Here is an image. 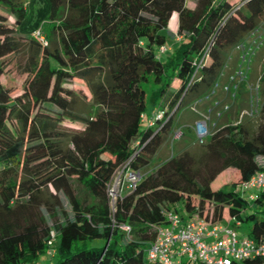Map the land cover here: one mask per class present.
<instances>
[{
  "label": "trees",
  "instance_id": "1",
  "mask_svg": "<svg viewBox=\"0 0 264 264\" xmlns=\"http://www.w3.org/2000/svg\"><path fill=\"white\" fill-rule=\"evenodd\" d=\"M185 1L0 0V76L6 56L24 46L28 53L22 93L11 97L0 82V264H34L52 231V264H158L146 250L168 210L235 229L246 224L247 237H264V188L252 190L250 203L239 189L264 169L257 161L264 158V71L260 122L233 124L246 106L240 85L204 144L186 127L191 141L146 170L170 142L176 114L219 79L237 43L264 31V0H191L193 8ZM74 78L89 100L61 87ZM153 110L163 116L149 126ZM63 120L83 128L67 129ZM119 169L144 172L111 210L108 189ZM227 169L238 180L212 188Z\"/></svg>",
  "mask_w": 264,
  "mask_h": 264
},
{
  "label": "built area",
  "instance_id": "2",
  "mask_svg": "<svg viewBox=\"0 0 264 264\" xmlns=\"http://www.w3.org/2000/svg\"><path fill=\"white\" fill-rule=\"evenodd\" d=\"M34 34L46 45L39 30ZM261 47H264V31L257 27L234 46L233 51L237 53V58L233 70L227 74L225 81L220 79L221 72L219 79L209 87L206 93L189 105V109L197 118L192 125H185V127L189 128L196 144H204L214 132L223 114L230 109L240 85L246 92V106L239 112L233 124L240 123L246 117L253 118L259 113L261 74L251 82L246 78V72L249 70V62ZM164 51H166L165 46L158 48L159 53ZM226 66L227 61L224 67ZM162 116L161 111L153 110L148 125L151 126L154 120H159ZM182 134L181 128L173 131L170 143L179 140ZM140 179V171H126L121 187L130 192ZM259 188H264V169L254 173L239 187L241 191ZM165 218L166 223L156 227L155 237L148 243L146 259L150 262L158 264H233L245 259L260 258L261 264H264V237L256 241L245 235L239 236L236 229L230 225V221H204L197 216L183 218L173 210L166 211ZM122 228L128 232L126 226ZM53 238L54 232L52 231L51 238L47 242L49 255L53 253L50 248Z\"/></svg>",
  "mask_w": 264,
  "mask_h": 264
},
{
  "label": "rangeland",
  "instance_id": "3",
  "mask_svg": "<svg viewBox=\"0 0 264 264\" xmlns=\"http://www.w3.org/2000/svg\"><path fill=\"white\" fill-rule=\"evenodd\" d=\"M189 2H191V0H186L185 4L187 5L189 4ZM173 21H175V24H173ZM8 23L10 25L13 23V19L11 17H8ZM175 28H176V20H175V15L173 14L169 22V29L170 31H174ZM41 35L43 36L42 32ZM27 55L28 53L26 51V47L24 46L20 52L10 54L3 59L5 68L3 74L0 76V82L5 88H9L12 91L11 97H17L22 93V85L27 76V74L23 72V68L27 60ZM234 57L236 61L237 53L235 51L232 52L231 58L227 59V66L222 69V76L220 77L221 81H225L227 74H229L233 70L232 68L233 65L231 67V61H233L232 59H234ZM263 67H264V47H261L258 53L253 57L252 61L249 62V70H247L246 72V78H248L249 81L251 82L254 81L263 72ZM60 85L63 89H67V91L72 92L75 96L77 95L84 96L87 100L90 99V93L85 83L82 82L81 80L74 78L72 80L62 81ZM149 89H152V87L149 86L147 90L146 111H149L152 108V102L148 97L151 91ZM194 120H195V116L192 112L188 111L186 112V114L181 115L179 111L176 114V116L173 119L174 126L172 132L177 130L178 128H181L183 133L182 137L179 140L174 141L173 143H170L167 140L158 149L156 155L152 158V161L146 170L148 171L152 170L161 161L169 158L172 154H174L177 149L181 150L186 143L191 141L190 140L192 139L191 135L188 132H186L185 125H192ZM252 120H253L252 122H254V125H256L258 122H260L261 118L256 116ZM62 126H64L67 129H74V130H79L83 128L82 124L70 122L69 120H63ZM142 127H145V124H142ZM257 161L259 165H262L264 167V158L258 157ZM143 172L144 171L142 170L141 174ZM238 178L239 177L237 172H235L232 169H227L225 172L221 173L216 177V179L211 183V187L216 189L224 183L237 181ZM123 179H124V172L121 169L117 170L115 175L113 176V179L108 189L109 205L111 210L113 209L118 194L127 193V191L121 187ZM251 192L252 190H246L243 191L241 194L249 203L251 202L249 199V195ZM65 210L68 213L70 212V208L68 206L65 207ZM183 216L185 215L183 214ZM247 230H248V225L241 224L238 228H236V233L239 236L241 235L246 236ZM94 244L100 245L101 242L96 240ZM48 250L49 248L47 247V252ZM54 262H55V257H52L51 255H48L46 253V254H42L34 264H52Z\"/></svg>",
  "mask_w": 264,
  "mask_h": 264
},
{
  "label": "crops",
  "instance_id": "4",
  "mask_svg": "<svg viewBox=\"0 0 264 264\" xmlns=\"http://www.w3.org/2000/svg\"><path fill=\"white\" fill-rule=\"evenodd\" d=\"M187 7H189V8H193L194 7V3L191 1V2H189V4H187L186 5ZM174 15H175V20H176V26H177V15L174 13ZM174 18V17H173ZM173 24H175V21H173ZM176 29V28H175ZM175 31V30H174ZM150 111H152V108L149 110V111H147L148 113L150 112ZM189 111V109H187V108H184V109H182L181 111H180V113H181V115H184V114H186V112H188ZM189 112H191V111H189ZM195 116V115H194ZM196 118V117H195Z\"/></svg>",
  "mask_w": 264,
  "mask_h": 264
}]
</instances>
